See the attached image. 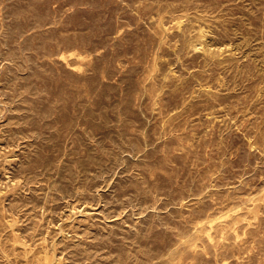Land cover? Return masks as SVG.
<instances>
[{
	"label": "rangeland",
	"instance_id": "374dc122",
	"mask_svg": "<svg viewBox=\"0 0 264 264\" xmlns=\"http://www.w3.org/2000/svg\"><path fill=\"white\" fill-rule=\"evenodd\" d=\"M0 264H264V0H0Z\"/></svg>",
	"mask_w": 264,
	"mask_h": 264
}]
</instances>
